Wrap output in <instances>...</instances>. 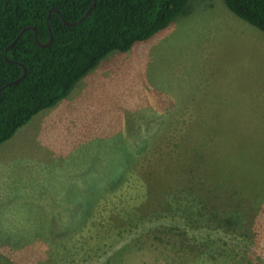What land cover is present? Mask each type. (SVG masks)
Segmentation results:
<instances>
[{
    "label": "rangeland",
    "instance_id": "obj_1",
    "mask_svg": "<svg viewBox=\"0 0 264 264\" xmlns=\"http://www.w3.org/2000/svg\"><path fill=\"white\" fill-rule=\"evenodd\" d=\"M189 5L4 146L0 264H264V34ZM213 174L244 191L217 197L235 229L209 219Z\"/></svg>",
    "mask_w": 264,
    "mask_h": 264
},
{
    "label": "trees",
    "instance_id": "obj_2",
    "mask_svg": "<svg viewBox=\"0 0 264 264\" xmlns=\"http://www.w3.org/2000/svg\"><path fill=\"white\" fill-rule=\"evenodd\" d=\"M223 1L231 13L264 34V0ZM92 2L0 0V88L19 79L23 66L28 70L23 81L5 88L1 94L0 146L37 114L67 98L77 83L109 54L126 52L135 44L152 39L167 30L178 17L191 12L189 0H97L92 13L78 26L65 25L59 15L53 13L50 25L54 41L50 47L40 48L35 43L34 32L29 30L8 51L10 62L5 60L7 47L26 27L37 29L41 43L50 39L47 17L52 8L58 9L66 21L75 22L83 17ZM214 175L205 178L209 182L200 196L208 197L210 220L235 229L238 227L236 217L232 214L221 217L218 213L228 196L242 193L243 199L244 191H237V184L233 186V178H229L232 176L219 179ZM258 187L257 200L249 206L254 212L263 210L264 190ZM226 194L220 202L217 197ZM204 200L199 201L207 209ZM196 208L201 214L202 206Z\"/></svg>",
    "mask_w": 264,
    "mask_h": 264
},
{
    "label": "water",
    "instance_id": "obj_3",
    "mask_svg": "<svg viewBox=\"0 0 264 264\" xmlns=\"http://www.w3.org/2000/svg\"><path fill=\"white\" fill-rule=\"evenodd\" d=\"M96 1H97V0H93L91 6H90L89 9L86 11V13L83 15V17L80 18L78 21H75V22H68V21H66V20L63 18L61 12H60L58 9H56V8H52V9L49 11V13H48V17H47V25H48V30H49V33H50V39H49L46 43H41V42L39 41V38H38V32H37V29H36L35 27H31V26L26 27V28H24V29H23V30L17 35L16 39H15V40H14V41H13L8 47H7V49H6V51H5V60L10 62V60H9V58H8V56H7L8 51H9L11 48H13V47L18 43V41L20 40V38L22 37V35H23L26 31H29V30H31V31L34 32V40H35V43H36L40 48H48V47H50V46L52 45L53 41H54V36H53V32H52L51 25H50L51 15H52L53 13H56V14L59 15V17L62 19L63 23H64L65 25L69 26V27L78 26V25H80L81 23H83V22L89 17V15L92 13V11L94 10V7H95V4H96ZM23 68H24V72H23L22 76H21L19 79L15 80V81H12V82H9V83L5 84L4 86H2V87L0 88V97H1V94H2V92H3V90H4L5 88L10 87V86H12V85H15V84H17V83H19V82H21V81H23V80L25 79V77H26L27 74H28V70H27V68L24 67V66H23Z\"/></svg>",
    "mask_w": 264,
    "mask_h": 264
},
{
    "label": "crops",
    "instance_id": "obj_4",
    "mask_svg": "<svg viewBox=\"0 0 264 264\" xmlns=\"http://www.w3.org/2000/svg\"><path fill=\"white\" fill-rule=\"evenodd\" d=\"M62 101V100H61ZM61 103V102H60ZM59 103V104H60ZM56 105H58V104H56ZM55 105V106H56ZM52 107V108H56V107ZM52 108H49V109H46V110H44V111H42V112H40L39 114H37L34 118H36V119H38V121H46V120H48L49 118H52L53 116H52V113H53V109ZM36 119H33V121L29 124V125H27L25 128L27 129V128H29L32 124H33V122L36 120ZM23 128V127H22ZM16 135V134H15ZM14 135V136H15ZM9 142H11V139L9 140V141H7V143L5 144L4 143V145L2 144L1 146H0V181H1V185H2V189L1 190H4L5 188H7L5 185H6V181H7V175H4V174H1V170L2 169H5V168H7L8 167V165H7V160H6V157H5V155L4 154H2V152L3 151H6L9 147H6V149H3L4 148V146H6L7 144H9ZM10 146V145H9ZM11 146H13V144H11ZM10 146V147H11ZM46 166L47 165H44V166H42V167H45V169H40V167H39V169L38 170H40L39 172V175L36 177V178H32V180L33 181H35V182H37V180L38 179H40L42 176H44V175H46L47 174V172H48V174L51 172V174L49 175V178L51 179L52 178V170H54V169H46ZM41 167V168H42ZM37 172V171H36ZM28 180H30V178L28 179ZM5 191L6 190H4V191H2L1 192V194H0V196H3L4 195V193H5Z\"/></svg>",
    "mask_w": 264,
    "mask_h": 264
}]
</instances>
